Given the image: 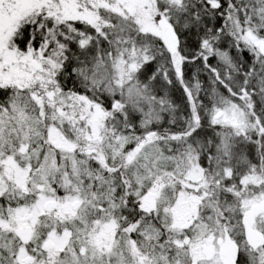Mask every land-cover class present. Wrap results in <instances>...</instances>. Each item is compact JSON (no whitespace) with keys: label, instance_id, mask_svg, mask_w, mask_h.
<instances>
[{"label":"snow or ice","instance_id":"snow-or-ice-1","mask_svg":"<svg viewBox=\"0 0 264 264\" xmlns=\"http://www.w3.org/2000/svg\"><path fill=\"white\" fill-rule=\"evenodd\" d=\"M0 264H264V0H0Z\"/></svg>","mask_w":264,"mask_h":264}]
</instances>
